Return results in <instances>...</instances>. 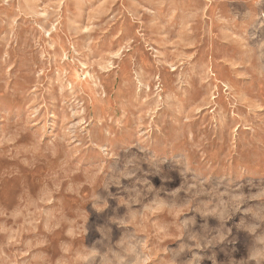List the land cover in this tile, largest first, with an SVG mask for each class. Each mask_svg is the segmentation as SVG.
Masks as SVG:
<instances>
[{"label": "rangeland", "instance_id": "374dc122", "mask_svg": "<svg viewBox=\"0 0 264 264\" xmlns=\"http://www.w3.org/2000/svg\"><path fill=\"white\" fill-rule=\"evenodd\" d=\"M0 264H264V0H0Z\"/></svg>", "mask_w": 264, "mask_h": 264}]
</instances>
